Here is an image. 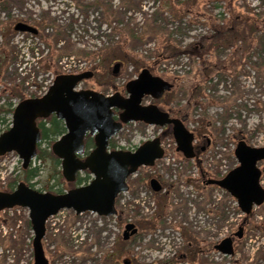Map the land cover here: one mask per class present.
<instances>
[{"label": "rangeland", "instance_id": "374dc122", "mask_svg": "<svg viewBox=\"0 0 264 264\" xmlns=\"http://www.w3.org/2000/svg\"><path fill=\"white\" fill-rule=\"evenodd\" d=\"M116 1L112 0L114 5ZM143 1H147V5L152 3L151 0ZM89 2L91 0H0V106L7 102L14 106L18 102V97L12 94L13 86L24 98L40 94L56 75L68 70L93 72L92 77L80 82L78 89H91L106 95L119 92L141 70L132 56L134 53L144 56L161 51L159 41L151 37L135 41L130 56L123 59L125 62L114 75L111 74L113 65L119 60L81 57L79 50H96L103 41L96 37L100 14L92 8L82 9ZM190 3L192 11L198 13L185 15L181 20L161 6H144L127 15L136 16L137 24L144 27L143 12L149 14L158 10V24L182 47L210 32L208 16L222 14L227 17L225 8H231L234 14L264 17V0H190ZM177 7L183 10L184 4H177ZM17 22L27 23L38 32H18L13 29ZM40 24L48 26L41 29ZM54 32H59L58 43L51 40L54 37L48 38L49 48L38 34ZM262 48L264 39H258L252 56L261 57L258 52ZM232 49L221 51V57H233ZM201 61L202 58L182 55L170 63L161 61L162 65L156 64L150 69L153 75L173 84L171 91L156 101L161 107L182 108L191 92L200 102L197 107L190 106L187 117L181 118L186 128L194 132L193 144L200 161L185 159L175 150L170 134L164 133L161 138L165 144L164 157L157 159L151 167H140L137 174L127 180L129 189L120 193L116 200L117 215L100 218L90 211L75 214L73 210L63 208L47 219L42 246L48 264H110L106 257L110 253L120 264L128 259L138 264H158L167 258L177 259L175 264H198L191 260L188 244L203 252L209 263L212 260L222 261V264H264V229L260 227L264 221V202L253 207L250 217L243 222L244 215L231 195L215 186L205 188L201 182V173L206 169L219 174L234 166L236 159L233 161L230 153L238 139L234 138L233 130L240 128L243 122L247 131L245 142L251 146H264V76L250 67L236 66V69H227L230 75L221 74L222 79L219 75L212 76L211 82L204 81L198 73ZM190 83L196 89L191 91L187 86ZM145 99L150 101L149 97ZM240 102L246 108L237 106ZM236 114H239L240 122L235 118ZM214 121V128H205L206 122ZM162 132L157 126L129 122L115 134L113 142L115 148L132 149ZM201 146L205 147L203 151H200ZM32 165L41 167L38 182L34 183V188H41L50 172L49 161L33 160ZM258 166L262 170L260 184L264 187V163ZM20 169L21 159L15 152L0 157V190ZM152 175H159L164 180L167 193H156L148 188L144 180L148 182ZM71 185L64 180L65 189ZM220 205L224 206L226 217L216 213L219 212L216 207ZM16 211L22 222L28 217L26 209ZM127 222L137 226V233L123 240L122 232ZM240 224L243 226L242 237L234 240L233 254L223 258L213 246L237 232ZM5 225L0 219V263H10L17 257V249L13 250L11 245L17 246L21 239L20 233L18 235L21 226L11 230ZM10 230L12 235H9ZM26 232L21 234L24 244L19 252V264H33L32 231Z\"/></svg>", "mask_w": 264, "mask_h": 264}, {"label": "water", "instance_id": "95a60500", "mask_svg": "<svg viewBox=\"0 0 264 264\" xmlns=\"http://www.w3.org/2000/svg\"><path fill=\"white\" fill-rule=\"evenodd\" d=\"M13 29L32 34L37 32L35 27L24 22L15 23ZM119 67L120 63L115 62L111 73L116 74ZM92 75V71L56 75L42 96L25 98L15 105L11 126L0 133V156L14 151L22 160V167L27 168L36 155L41 138L36 120L54 114L66 129L51 146L53 155L60 160L63 178L66 182H74L76 174L84 170L92 176L87 184L69 188L63 193L38 191L23 181L10 192L0 191V210L14 206L28 209L33 233V264H48L42 239L49 216L63 208L71 209L75 214L91 211L100 216L115 215V199L119 193L127 191V178L138 167L151 166L162 156L158 137L142 142L134 150H108L109 138L121 129L122 124L130 121L157 126L171 124L176 150L186 158L194 156V135L180 119L169 117L154 104L141 105L143 96L159 98L170 90V82L153 75L148 68H142L134 79L125 84L127 95L120 92L104 95L90 89H76L80 81ZM112 109L119 110L118 120L113 118ZM85 135L93 136L94 148L80 159L78 155L83 152ZM233 154L237 165L224 177L208 179L206 183L227 191L236 200L240 211L249 214L253 205L258 206L264 201V189L259 185L260 170L256 165L264 159V146H251L240 139ZM149 183L154 191L160 189L156 179ZM242 229L239 226L234 233L237 238L242 236ZM136 232L135 225L127 223L122 238L127 240ZM213 248L223 255H232V237L219 240ZM123 264H129V260Z\"/></svg>", "mask_w": 264, "mask_h": 264}, {"label": "trees", "instance_id": "16d2710c", "mask_svg": "<svg viewBox=\"0 0 264 264\" xmlns=\"http://www.w3.org/2000/svg\"><path fill=\"white\" fill-rule=\"evenodd\" d=\"M151 1L152 3L147 5V1L145 3V1L142 2V0L141 2L139 0H117L116 4L114 5V2H112V0H91V2L86 4L87 6L84 5L82 9L84 7L86 8L85 10H87L88 8H92L98 11V13L100 14L101 21H99L96 27V37L98 39H103V41L101 45L96 47V50L88 52L85 50H79L78 54H80L81 57L85 56L86 58L90 57L102 60H104L105 58L107 60L114 61L119 60L122 63L125 62V58L130 56V51L133 48L132 44L135 41L142 40L145 37H151L155 39L156 42L159 41L158 45L161 51L157 52L156 54L149 52L144 56L138 55L137 53H132L133 55H131L133 56L134 60L136 58L135 63L139 68L148 67L151 69L154 68L156 64L157 66L158 64L160 66L163 63H170V60L172 62L174 59L179 58L182 55H186L188 58L203 59L201 63L199 62L198 73L200 74L201 79L204 81L211 82L212 76L219 75L222 79L221 74H228L229 70L227 69H236V66H241L242 68L250 67L255 72H261L264 76V48H262L263 50L260 49L261 52H258L262 55L261 57L258 56L254 58V56H252V50L255 49L256 41L258 39H264V17L258 15L250 16L249 14H234L231 8H225L227 10V17L222 14L218 17L208 16L207 19L210 22V32L197 38V40L195 39L194 42L192 41L187 46L182 47L181 45L176 44L175 39H173V37L171 36V33L164 30V27H161L158 24L160 23L158 16H156L158 10H152L151 12H149V14L143 12V14L141 15V19H143L142 25L144 27H141L137 24L138 22H136V16H132V14L128 16L127 13L136 12V10L141 9L144 6H150V8L154 6H161L162 9H167L170 14L177 15L179 17L178 19L181 20L185 15L192 14V16H195V13H198L197 11H192L190 0H183V3L179 2V0L176 1V3L175 0ZM177 4H184L183 10H181V8H178L179 6L177 7ZM77 7L79 8L80 6ZM180 10L181 13H179ZM39 26L41 29H44L48 25L40 24ZM103 26L104 28H102ZM58 34L59 32L50 34L39 33L38 35L43 41H45V43H47L48 47L51 48V42L48 40V38L54 37L51 38V40L54 41L55 44H57ZM227 49H232L230 53L233 55V57H221L220 52ZM134 55H136L137 57ZM205 57L209 58V60H206L207 58L205 59ZM129 61L130 60H127V62ZM161 61H163V63ZM173 79L176 80L177 78L173 76ZM187 86L190 87L191 91L193 88L196 89L194 84L190 83ZM12 90H14L12 93L13 95L22 98V95L17 92L18 89H16L15 86H13ZM187 91H189V89ZM227 103L229 102L227 101ZM199 104L200 102H198L194 98L191 92L186 105H184L182 108H174L172 112L174 115L179 116L180 118H186L189 107H197ZM237 106H241V108L245 107V105H242L241 102L237 104ZM226 107L227 106L225 105L224 111H226ZM229 109L231 110V108ZM12 110V104H1L0 112L2 113V116L0 117V131H3L9 127L11 123L10 114L12 113ZM235 118L239 120V122L241 121L239 114H236ZM37 125L40 130L41 140L37 145V154L35 160H38L40 162L49 161L50 164V172L48 173V177L46 178V181L41 185V188L38 189L43 191H51L54 193H61L64 189V180L62 179L61 172L59 170L60 160L52 154L51 150L49 149V143L53 142L65 131L63 122L57 119L54 115H50L44 120H37ZM214 125L215 121L212 123L206 122L204 126L206 129H211L214 128ZM233 131L235 139L239 140L242 138L245 139V137H247L245 122L242 123L240 128ZM43 144L47 145L43 146ZM110 146L114 147L112 141L110 143ZM92 147L93 138L87 135L84 139V152H88V150ZM40 170V165H30L25 169L21 168L18 173L11 177L8 184L3 190L12 191L20 181H24L28 185L34 187V183L38 182ZM89 178V173L87 171H84L82 174L77 175L76 183L80 184L87 182ZM223 207L224 206L222 205L216 207V210L219 211L216 213L221 214L222 218L226 217L223 211ZM242 217V220L246 221L250 217V215H244ZM0 219L2 220L3 224H6V229L17 230V225L18 228L21 226L18 230V235L20 233L21 237V239L18 241V245L15 246V243L11 245L13 250L17 249L15 254V256L17 257H14L10 263L4 262L0 264H19V252L23 249L24 244L22 236L24 235L25 231H27L28 233H26L29 234L31 230L29 220L25 218L23 222H20L21 225H19L18 220L20 219H18L17 214L14 213L12 215H7L1 212ZM141 220H143V218H141ZM260 227L264 229V221H261ZM11 230L9 232V235H12ZM188 245L190 246L189 250L192 261H197L198 264L223 263L222 261L216 262L212 260L209 263L207 259L203 257V252L198 250L196 247L192 248L190 244ZM221 256L223 258L228 257L226 255ZM106 257L109 259L108 261H110V264H120L118 262L119 259L113 258L111 253L106 255ZM229 259L231 260V258ZM132 261L133 264H138L131 259V262ZM176 262L177 259L175 258H167L165 260L158 261L157 263L175 264Z\"/></svg>", "mask_w": 264, "mask_h": 264}, {"label": "flooded vegetation", "instance_id": "af4514ba", "mask_svg": "<svg viewBox=\"0 0 264 264\" xmlns=\"http://www.w3.org/2000/svg\"><path fill=\"white\" fill-rule=\"evenodd\" d=\"M149 70H150V68H149ZM172 84V83H171ZM173 88V84H172V87H171V89ZM170 89V90H171ZM170 90H168V91H165L159 98H155V97H152V96H150V95H145V96H143V98L141 99V105H149V104H154V105H156L157 107H158V109L159 110H161V111H164V112H167L168 113V115H169V117H171V118H178V119H180L182 122H183V120L179 117V116H176V115H174L173 114V112H172V109L171 108H163V107H161L160 105H158L157 103H156V101H158V100H160V99H162L164 96H165V94L166 93H168ZM118 92V91H117ZM121 94H123V95H127V93L125 92V85H124V90H121V91H119ZM107 95H110V94H107ZM147 97H149L150 98V101H146V99L145 98H147ZM21 98L20 97H18V101L20 100ZM8 103V102H7ZM11 104V103H10ZM113 110V118L115 119V120H118V113H119V110L118 109H112ZM130 122H140V121H130ZM129 123V122H128ZM141 123H143V124H146V123H144V122H141ZM125 124H127V123H125ZM125 124H122V127L125 125ZM64 125V124H63ZM146 125H149V124H146ZM150 126H157V125H150ZM122 127H121V129H122ZM161 131H164V132H162V133H160V134H158V136H155V137H158L159 138V140H160V146L163 148L164 147V145L165 144H163V141H161V138H162V136L164 135V133H168V134H170V138H173V136H172V125L171 124H166V125H164V126H157ZM65 128V127H64ZM120 129V130H121ZM66 132V129H65V131L62 133V134H64ZM61 134V135H62ZM87 135H85V137H86ZM88 136H90V135H88ZM115 136V134L112 136V137H110L109 138V140H108V150H116V149H123V150H134V149H136V147L138 146H135L134 148H132V149H125V148H115V144H114V142H113V137ZM85 137H84V139H85ZM92 138H93V136H91ZM155 137H152L151 139H153V138H155ZM147 140H149V139H147ZM111 141H112V143L114 144V147H111L110 146V143H111ZM146 141V140H145ZM206 146H208V144H209V140L208 139H206ZM204 147V146H203ZM94 148V139H93V147L92 148H90L89 150H88V152H84V146H83V152L81 153V155H78V157L80 158V159H83L92 149ZM194 148H195V146H194ZM205 148V147H204ZM201 149V148H200ZM194 153H197V150L196 149H194ZM262 163H264V159H262V160H260L259 162H258V165H260V164H262ZM138 170H140V168H138L137 169V171ZM137 171L133 174V175H135V174H137ZM167 171V170H166ZM83 172H81V173H79V174H82ZM77 175H78V173L76 174V178H77ZM132 176V175H131ZM131 176H129L128 177V179L131 177ZM201 177H202V180H201V182L204 184V187L205 188H207V187H212L213 185L212 184H207L206 183V181L208 180V179H214V178H216V177H218V175L217 174H214L213 175V177L211 176L210 177V174H209V171H205L204 173H201ZM204 177H208L207 179H205ZM75 178V181L72 183V185L70 186V187H68L67 189H65V187H64V189H63V191L64 190H68L69 188H73V187H76V186H80V185H82V184H87L90 180L89 179H91V177L88 179V181L87 182H84V183H80V184H77L76 183V179ZM127 179V180H128ZM149 180H148V182L146 181V180H144V182H145V184L147 185L148 184V188H150L151 190H152V188H151V185H150V180L151 179H156L157 181H158V183L160 184V189L158 190V191H153V192H165V193H167L166 192V188H165V184H164V180L159 176V175H156V176H149V178H148ZM119 196V194L117 195V197ZM117 197H116V200H117ZM205 199H207L206 197H205ZM116 200H115V205H116ZM116 207V206H115ZM98 216V215H97ZM244 222V221H243ZM130 223H133V222H130ZM134 224V223H133ZM135 225V224H134ZM239 226H242L241 224L239 225ZM239 226H238V228H239ZM135 227L137 228V226L135 225ZM242 228H243V226H242ZM242 234H243V229H242ZM134 236V235H133ZM231 236H232V238H233V241L237 238V237H235L234 236V233H232L231 234ZM242 237V236H241ZM240 237V238H241Z\"/></svg>", "mask_w": 264, "mask_h": 264}]
</instances>
